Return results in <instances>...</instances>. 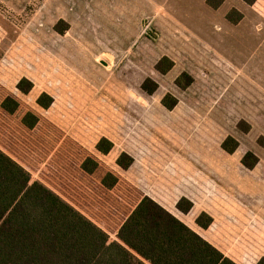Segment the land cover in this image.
Returning <instances> with one entry per match:
<instances>
[{
  "label": "rangeland",
  "instance_id": "obj_1",
  "mask_svg": "<svg viewBox=\"0 0 264 264\" xmlns=\"http://www.w3.org/2000/svg\"><path fill=\"white\" fill-rule=\"evenodd\" d=\"M209 1L0 0V86L161 206L191 201L190 217L213 218L198 234L236 264H256L264 258V0ZM165 57L174 66L160 74ZM183 74L192 83L181 89ZM23 79L27 95L17 89ZM146 80L157 85L152 95L141 89ZM42 94L53 100L46 110L36 103ZM166 95L177 100L170 111ZM228 138L233 154L222 149ZM102 139L113 145L107 155L96 150ZM121 153L134 160L127 171L116 165ZM246 153L259 160L253 170L242 165Z\"/></svg>",
  "mask_w": 264,
  "mask_h": 264
},
{
  "label": "trees",
  "instance_id": "obj_2",
  "mask_svg": "<svg viewBox=\"0 0 264 264\" xmlns=\"http://www.w3.org/2000/svg\"><path fill=\"white\" fill-rule=\"evenodd\" d=\"M173 66L165 57L155 69L166 74ZM191 83L186 74L176 81L181 89ZM17 89L27 95L32 84L23 79ZM141 89L152 95L157 85L146 80ZM36 103L46 110L53 100L42 94ZM161 104L170 111L177 100L166 95ZM112 148L106 139L96 146L103 155ZM237 148L231 138L222 144L228 154ZM258 162L252 153L242 159L247 170ZM133 163L126 153L116 160L123 171ZM175 208L187 215L193 203L181 198ZM212 223L205 212L195 220L202 230ZM0 264L236 263L0 86Z\"/></svg>",
  "mask_w": 264,
  "mask_h": 264
},
{
  "label": "crops",
  "instance_id": "obj_3",
  "mask_svg": "<svg viewBox=\"0 0 264 264\" xmlns=\"http://www.w3.org/2000/svg\"><path fill=\"white\" fill-rule=\"evenodd\" d=\"M152 199V198H151ZM156 202V201H155ZM157 203V202H156ZM159 204V203H158ZM160 205V204H159ZM161 206V205H160ZM163 207V206H162ZM165 210H167L170 214H172L175 218H177L178 220H180L183 224H185L189 229H191L192 231H194L196 234H198L197 230H201V231H205L202 230L201 228H199L196 224H195V220L198 216V213L196 215H194V217H190L192 210L187 214L184 215L182 213H180L179 211L176 210V208L174 207L173 209H169L166 207H163ZM199 236H201L200 234H198ZM202 237V236H201ZM203 238V237H202Z\"/></svg>",
  "mask_w": 264,
  "mask_h": 264
}]
</instances>
